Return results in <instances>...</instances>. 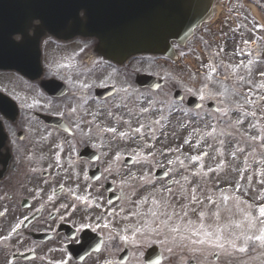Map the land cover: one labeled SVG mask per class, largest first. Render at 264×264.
Segmentation results:
<instances>
[{
  "label": "flooded vegetation",
  "instance_id": "flooded-vegetation-1",
  "mask_svg": "<svg viewBox=\"0 0 264 264\" xmlns=\"http://www.w3.org/2000/svg\"><path fill=\"white\" fill-rule=\"evenodd\" d=\"M226 1L230 40L256 30L250 44L264 64V0H251L257 18L240 0ZM93 43L45 36L30 77L0 70V264H185L182 249L152 242L150 221L138 215L152 196L143 174L154 167L138 166L128 136L145 138L129 126L145 121L141 110L168 80L156 90L139 86L138 74L161 76L149 57L118 64L94 54Z\"/></svg>",
  "mask_w": 264,
  "mask_h": 264
},
{
  "label": "rangeland",
  "instance_id": "rangeland-1",
  "mask_svg": "<svg viewBox=\"0 0 264 264\" xmlns=\"http://www.w3.org/2000/svg\"><path fill=\"white\" fill-rule=\"evenodd\" d=\"M230 24H233L231 18L219 30L198 29L184 60L177 65L159 67V73L165 72L168 83L153 94L152 104L147 107L150 112L147 120L143 123L137 120L129 126L139 128L138 134L146 133L141 141L128 134L129 144L135 146V155L140 160L138 166L147 163L150 168L159 165L165 169L166 161L173 163L170 170L167 168L172 179L170 186L165 180L154 179L152 171L143 174L151 177L153 191L143 205L147 210L138 215L150 221L151 229H156L151 230L152 242L165 251L182 249L185 264L190 259L195 264H264V246L259 242H246L247 251L243 253L227 243L228 239H234L238 247L245 243L240 235L248 224L244 212L258 217L256 227L250 230L252 234L258 233L260 220H264L258 216V207L264 205V147H261L264 76H259L264 64L259 62L258 48L250 44L258 38L256 30L252 34L238 30L237 42L232 44L227 31ZM261 36L264 44V34ZM153 64L156 71V63ZM174 85L183 89L185 96L192 94L203 102L201 109L192 114L185 108V117L180 121L164 110V101L171 98ZM208 100L216 104L215 112L205 107ZM129 127L127 131L131 133ZM254 136L259 139H251ZM150 151L155 155L142 159ZM139 185L134 187L133 194ZM139 189L143 192L142 187ZM170 215L172 219L168 220ZM161 220L168 221L163 230L157 228ZM189 222L200 231L199 236L188 230ZM237 223L242 227H237ZM174 226H179V233L171 231ZM217 228L222 236L218 241L215 240ZM205 230L214 235L205 237ZM197 240L205 242L201 244ZM219 244L224 248L220 249ZM214 253L217 258L213 260Z\"/></svg>",
  "mask_w": 264,
  "mask_h": 264
},
{
  "label": "water",
  "instance_id": "water-1",
  "mask_svg": "<svg viewBox=\"0 0 264 264\" xmlns=\"http://www.w3.org/2000/svg\"><path fill=\"white\" fill-rule=\"evenodd\" d=\"M39 1L43 3V7L37 14H44L53 9L55 0ZM47 1H50L49 8L46 5ZM212 1L70 0L53 10L67 15L65 18L72 25L69 28V35L95 37L98 40L96 49L100 54L121 62L129 56L141 53L173 57L171 41L183 45L192 35L193 30L211 16ZM33 4L32 2L26 10L30 16H26L25 21L18 27V31L23 36L28 19L33 15L35 17L34 8H31ZM80 12L83 13L82 16ZM40 19L44 26H48L45 17ZM0 30H3L1 26ZM20 44L31 51L32 45L27 38ZM19 62L20 58L17 61H8L17 65ZM17 65L9 66L19 68ZM152 80L153 78L150 77L147 79L139 77V81L148 84H151ZM175 97H179L178 92L175 93ZM194 100L189 98L188 105L194 107L196 105ZM2 140L3 137L0 136V143Z\"/></svg>",
  "mask_w": 264,
  "mask_h": 264
},
{
  "label": "snow or ice",
  "instance_id": "snow-or-ice-1",
  "mask_svg": "<svg viewBox=\"0 0 264 264\" xmlns=\"http://www.w3.org/2000/svg\"><path fill=\"white\" fill-rule=\"evenodd\" d=\"M213 71H215V69H213ZM233 71H235V68H233ZM261 75H264V73H261ZM237 79L238 80H243V77H238ZM141 111H145L146 112L147 109L145 108V109H142ZM106 130L107 131H115V129H111V128L110 129H106ZM135 131L139 132L140 129L137 128ZM251 139L258 140L259 137L258 136H254ZM261 147H264V144H262ZM192 159H198V157H193ZM169 163H172V161H169ZM181 163H183V162H181ZM168 191L171 192L172 190L171 189H168ZM224 200L227 201L228 200V197L225 196L224 197ZM154 203H155V201H154ZM164 206L167 207V203L166 202H165V205ZM241 211H243V210L241 209ZM152 215L154 217H156L157 219H159V216H157V213L156 212H152ZM200 215L202 217L204 214L201 213ZM258 216L259 217H264V205H261V206L258 207ZM244 218H245V220L248 221V224H247V228L244 229V231H242L240 233V235L243 237V240H244L245 243H242L238 247L234 239H228L227 240V243L230 244V246H231L232 249H236L237 251H239L241 253L247 251L246 242H248V241L259 242L260 246H264V220H260V225L261 226H260V228L258 230V233L257 234H252L250 232V230L256 227V221H257L258 217L252 216V214L250 212H244ZM171 219H172V216L171 215L168 216V220H171ZM166 226H168V221L167 220H161L160 223L157 225V228H159L160 230H163V228L166 227ZM186 227H188V230L189 231H193L197 236L200 235V231L199 230L193 229L191 227V222H189V224L186 225ZM201 227H203V224H201ZM237 227H242V224L237 223ZM150 230L155 231L156 229H150ZM137 231H139V229H137ZM171 231L173 233H179V226L172 227L171 228ZM219 232H220V229L217 228L216 229V234H215V240H217V241L222 238V236L219 234ZM203 235L205 237L211 238L214 235V233L205 230L203 232ZM233 235H235V234H233ZM121 238L122 239H126V237H121ZM173 239H175V237H173ZM196 242L202 244L205 241L204 240H197ZM209 242H212V241L209 240ZM218 247L220 249H223L224 248V245L223 244H219ZM168 251L171 252L172 249L169 248ZM193 251H199V250L198 249H193Z\"/></svg>",
  "mask_w": 264,
  "mask_h": 264
}]
</instances>
